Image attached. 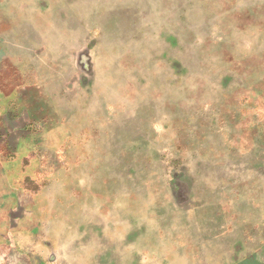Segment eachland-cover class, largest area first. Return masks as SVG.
<instances>
[{
  "label": "rangeland",
  "instance_id": "1",
  "mask_svg": "<svg viewBox=\"0 0 264 264\" xmlns=\"http://www.w3.org/2000/svg\"><path fill=\"white\" fill-rule=\"evenodd\" d=\"M229 6L0 0L4 264H264V10Z\"/></svg>",
  "mask_w": 264,
  "mask_h": 264
},
{
  "label": "crops",
  "instance_id": "2",
  "mask_svg": "<svg viewBox=\"0 0 264 264\" xmlns=\"http://www.w3.org/2000/svg\"><path fill=\"white\" fill-rule=\"evenodd\" d=\"M208 1H213V0H208ZM243 2V0H241ZM252 1L253 3L250 4H241L240 0H217V4L221 6L223 5V8H227L226 5H230V9H244V10H253V11H260L264 10V0H249ZM222 8V7H221ZM0 264L3 263L2 257L0 258Z\"/></svg>",
  "mask_w": 264,
  "mask_h": 264
}]
</instances>
